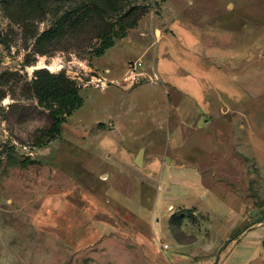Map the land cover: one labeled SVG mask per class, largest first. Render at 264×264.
Listing matches in <instances>:
<instances>
[{"label":"rangeland","instance_id":"obj_1","mask_svg":"<svg viewBox=\"0 0 264 264\" xmlns=\"http://www.w3.org/2000/svg\"><path fill=\"white\" fill-rule=\"evenodd\" d=\"M78 2L49 0L30 15L0 0V264L209 255L178 241L217 257L230 208L220 195L264 215V0H107L103 18L69 22L40 49ZM102 30L126 36L97 56ZM137 60L144 77L130 85ZM41 68L65 73L84 98L43 146L53 120L32 89ZM217 151L240 173L214 178L212 194L204 176ZM233 169L220 167L236 178Z\"/></svg>","mask_w":264,"mask_h":264},{"label":"trees","instance_id":"obj_2","mask_svg":"<svg viewBox=\"0 0 264 264\" xmlns=\"http://www.w3.org/2000/svg\"><path fill=\"white\" fill-rule=\"evenodd\" d=\"M49 0H18L23 12L33 14L39 5L44 8ZM68 1V0H60ZM77 1V0H72ZM107 5V0H79L75 8H71L65 14V18L56 21L53 28L43 32L37 38V44L41 45L51 42L55 38H62L66 31L65 26L70 22L71 27L90 20L94 14L103 18L102 7ZM77 17V18H74ZM74 19V20H73ZM126 30H102L99 34L100 45L96 48V55L102 56L115 45V40L125 37ZM43 52V50H39ZM32 82V89L39 99V104L49 111L53 120L51 127L38 140L37 145H45L57 139L61 135L62 125L67 118L84 104V98L76 86V82L68 78L65 73L54 74L45 68L37 70ZM27 161V160H26ZM28 162V161H27Z\"/></svg>","mask_w":264,"mask_h":264},{"label":"crops","instance_id":"obj_3","mask_svg":"<svg viewBox=\"0 0 264 264\" xmlns=\"http://www.w3.org/2000/svg\"><path fill=\"white\" fill-rule=\"evenodd\" d=\"M210 165L213 171L210 172L209 178L208 176H204V178L208 179L207 186L205 187L209 189L212 194L215 193V191L211 190V185L213 184L214 178L220 180L229 179L232 181V183H237L240 171L233 161L229 159L224 153L221 151L215 152L212 155V161H210ZM226 165H230L233 172L234 166L235 171L237 172L235 175L238 177L235 178L222 174L220 167H226ZM197 170L201 174L203 173L200 169ZM206 172L209 171L206 170ZM220 187H222L221 184H219L218 188ZM230 193L232 196L229 197V200L224 195H220V197L223 199V202L228 204L230 208L226 215L223 214L219 216L224 218L226 217L224 226L225 243L222 248L219 249V261L216 262L218 256L214 257L212 255V252L216 251V249L214 251L210 250L213 246L207 248L201 244H195L197 241L192 243L178 241L177 244L184 247V251H193L196 254L198 252L204 253V251H206L207 254H209L202 259L192 262L191 264H264V215L257 208H249L244 203L236 202L239 199L238 195L234 192ZM204 198L207 199V197ZM237 203L238 205H236ZM183 215L184 213L181 214V216ZM177 264H186V262H180Z\"/></svg>","mask_w":264,"mask_h":264},{"label":"built area","instance_id":"obj_4","mask_svg":"<svg viewBox=\"0 0 264 264\" xmlns=\"http://www.w3.org/2000/svg\"><path fill=\"white\" fill-rule=\"evenodd\" d=\"M143 68V62L141 60H137L130 64L128 72L125 76V82L130 83V85L138 83L142 77H144V72L141 71ZM160 246L168 250L170 248V244L167 242H160Z\"/></svg>","mask_w":264,"mask_h":264},{"label":"water","instance_id":"obj_5","mask_svg":"<svg viewBox=\"0 0 264 264\" xmlns=\"http://www.w3.org/2000/svg\"><path fill=\"white\" fill-rule=\"evenodd\" d=\"M143 152H144L143 149L140 150V152L138 153V155H137V157H136V163H137L138 165H141V164H142ZM218 261H219V256H218L217 259H216V262H218Z\"/></svg>","mask_w":264,"mask_h":264}]
</instances>
